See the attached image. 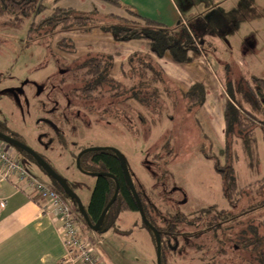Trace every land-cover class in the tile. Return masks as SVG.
I'll return each instance as SVG.
<instances>
[{"label":"rangeland","instance_id":"rangeland-1","mask_svg":"<svg viewBox=\"0 0 264 264\" xmlns=\"http://www.w3.org/2000/svg\"><path fill=\"white\" fill-rule=\"evenodd\" d=\"M184 1L188 3L182 5L186 10L191 3L200 0ZM207 1L206 7H202L204 3L198 5V8L206 10L204 14L197 15L199 21L194 23L192 18L184 17L195 30L196 37L203 41V45L196 44L197 54L202 57L199 63L194 61L196 67H209L210 64L222 86L227 80L235 84L240 77L248 81L252 75L264 77V0H217L223 1L224 5L216 9L212 5L213 0ZM62 2L66 4V0ZM92 6L96 7L98 3L92 1ZM113 7L112 13L136 21L130 12ZM99 13L103 21L112 20L104 15L111 12ZM46 15L47 12L39 14L36 20L29 17L21 23L9 15L0 16V124L43 154L69 182L74 181L82 202L89 198L95 178L79 171L74 165V154L78 149L93 146L118 149L135 184L143 189L145 198L148 197L152 203L149 208L152 220L164 227L174 214L184 218L178 228L182 236L168 241L172 248L166 247V264H249L247 258L250 253L236 241L241 240L239 235L245 237L249 232L248 224L257 227L259 235L263 233L264 206L250 209L225 225L217 213L223 209L237 215L264 199V143L260 132V128H264V105L256 110L248 104L243 105L246 114L253 118L242 113V117L251 123L249 125L245 121L246 125L253 128L257 154L254 161L257 163L254 162L250 168L241 145L233 143L237 155L233 163L237 187L243 190L237 207L231 208L223 196L222 179L213 163L214 157L223 161V137L213 141L208 126L203 125L200 107L203 103L193 105L183 97L182 89H189L192 79L187 75L177 76L181 72L170 68L162 70L166 79L157 84L161 97L155 100L156 103L151 99L147 107L129 97L131 88L142 78L143 66L134 62L131 70L125 63V77H120V82L114 80L118 88L104 86L92 93L94 99H82V92L76 87L80 85L86 69L73 72L70 69L96 54H77L72 38L74 32L55 30L51 34L48 25H34L29 33L31 22ZM182 23L180 18L173 27ZM198 24L200 31L195 29ZM210 33L214 36L212 42ZM192 64L188 66H195ZM111 73H114L112 69L109 75L113 78ZM173 79L180 80L181 84ZM51 85L55 86L52 95L48 93ZM153 87L154 84L150 83L148 88L140 89L141 94L151 93ZM48 94L52 100L47 101ZM235 95L239 97V94ZM50 108H55L51 114L48 113ZM43 117L51 120L52 127L42 123ZM5 144L20 157L33 177L42 182L50 181L48 175L25 154ZM257 179H261L260 182L254 183ZM67 202L76 206L71 198L67 197ZM202 208L209 211L200 213ZM118 218L116 225L127 233L124 238L111 230L102 233L100 247L107 255L113 253V259L107 257L105 260L101 256L103 262L145 264L147 252L143 241L140 236L128 232L132 229L129 212L120 214ZM138 225H141L140 216ZM207 226L224 240L223 245L219 244L221 248H216L217 243ZM217 249L224 252H216Z\"/></svg>","mask_w":264,"mask_h":264},{"label":"trees","instance_id":"trees-1","mask_svg":"<svg viewBox=\"0 0 264 264\" xmlns=\"http://www.w3.org/2000/svg\"><path fill=\"white\" fill-rule=\"evenodd\" d=\"M58 1L59 0H0V16L9 15L16 21L21 23L23 19H27L29 17H32L33 20L35 18L36 20L37 15L43 13L48 9H51V12L44 18H41L36 22H31L28 29L29 33L33 30L34 25H48L51 34H53L55 30L59 32L89 33L98 28L101 31L110 33L114 39L123 42L134 39H143L147 42L149 50L152 54L157 57H163L167 54L174 62L177 63L190 61L194 55H198L197 53L199 51L196 44L203 45V41L201 40V38L198 39L196 37V35L193 33V31L195 30H193V28L189 24H181L180 26L171 28L166 27L165 25H162L156 21L141 16L135 10L129 7L121 5L118 0L101 1L109 3L113 6L115 5L116 7H120L121 9L130 12L136 18V21H129L122 16H119L112 12L104 15L112 20L115 19L116 21H103L99 17L100 13L96 8H93L90 11L83 12L70 7L65 8L58 6L56 5ZM134 62H138V65H142L143 71L140 72V76L142 77H140L141 80L138 81L137 85H134L131 88L132 92L129 97L134 101H137L139 104H145L148 107L151 99L153 103H156L155 100L161 97L162 92L158 88L157 84L163 83L166 77L163 74L162 69L158 67V65L153 62L147 55L133 54L132 56H130L127 59L126 64L131 67V70L135 66ZM111 67V56L96 55L90 60L84 61L81 64H78L77 66L70 69V71L72 72L79 69H86L84 72L85 76L80 79V85L76 87L82 92V99H94L92 93L95 92L98 88H102L104 86H112L116 88L119 87V85L114 80H116L117 82L120 81L111 78L109 75ZM225 67L228 69L227 66ZM65 71L68 72V70ZM124 72L125 71H123V73ZM147 72L150 74L149 76H147ZM150 83L154 84L151 93L141 94L140 89L148 88ZM232 84L235 86L232 87ZM137 87H139L138 90L135 89ZM223 88L228 97L224 105V158L221 162L218 158L214 157L213 163L215 171L220 175L222 179L223 196L228 201L230 207L235 208L240 201V196L243 188L238 189L237 187V177L233 164L237 155L233 149V143L237 142L241 145L242 150L246 158L248 159L250 168L253 166L254 162L255 164L257 163V160L254 161L257 154L255 149L253 128L249 126L251 125L249 120L245 117H242V113L245 112L246 114L245 107L243 106L244 104L250 105L253 110L260 108L261 105H264V77H256L252 75L249 81L246 78L240 77L238 82L235 84L231 80H227V83H224ZM183 93V97L188 99L191 104H197L200 106L203 103L205 91L202 83H194L189 87V89L183 91ZM235 94H239V97L237 98ZM90 108H92V106ZM249 118L253 119L250 116ZM245 121H247L249 125H246ZM260 132L264 143V128L261 127ZM6 134L12 137H16L18 140H20L19 136L13 132H6ZM14 148L18 152L25 154L31 161L35 163V160L31 155L17 147ZM168 153H170V150L168 151ZM76 155L77 153L74 154L73 157L75 166ZM44 159L51 165V163L46 158ZM79 164L80 168L86 172H109L112 175L116 176L119 180L118 194L114 202L106 211L99 229L96 230L97 233L100 234L102 231L108 229L116 230V221L121 212H138L134 197L132 196L123 178L119 161L111 150L101 149L85 152L80 156ZM51 167L58 173V171L52 165ZM48 177L51 183L59 188L66 197L71 198L61 189V187L53 178H51L50 176ZM62 177L66 180L70 188L76 192L75 186L77 185L74 183V181L69 182L64 176ZM94 178L95 181L93 186L90 188L89 199L87 204L85 205L88 217L92 222L96 221L100 212L111 198L115 189V182L112 178L108 176H98ZM131 178L134 183L136 192L140 198L145 217L158 230L160 234L161 264H166V247L172 248L171 245L168 244V241L182 236L178 228L179 225L184 222V218L182 215L174 214L172 219L167 220L164 223V227L158 226L154 222V220H152L149 214V208L152 207V203L150 202L148 197L145 198L146 195L143 189L135 184L132 174ZM260 180L261 179H257L254 181V183L257 181L260 182ZM262 186L264 185L262 184ZM261 206H264V199L260 202V204H256V206L252 208L248 207L246 211H242L237 215H232L231 211L221 209V211L217 213V217H220L221 223L225 225L227 222H231L232 220L236 219L239 215L250 211V209L258 208ZM74 208L83 223H85L76 206ZM207 208H202L199 212L204 213L205 211H209V209ZM261 224L263 227L262 234L259 235L257 227L248 224L246 226L249 231L247 233L248 235L246 234L245 237L239 235V238L241 240L236 241L239 242L241 247L247 249L250 253L248 254L247 258V262L249 264H252L251 262H253V264H264V223ZM141 225L150 232L155 247V239L151 229H149V227H147L142 220ZM206 229L211 230V227L207 226ZM222 230L224 231V228ZM211 233L213 239L217 243L216 248H221L220 245H223L224 240L218 238L217 231L211 230ZM218 249L216 250V252H224L221 250L219 251Z\"/></svg>","mask_w":264,"mask_h":264},{"label":"crops","instance_id":"crops-1","mask_svg":"<svg viewBox=\"0 0 264 264\" xmlns=\"http://www.w3.org/2000/svg\"><path fill=\"white\" fill-rule=\"evenodd\" d=\"M92 1L97 2L98 6L93 7ZM118 1L121 5L135 10L141 16L169 28L173 27L180 18L183 22L182 24H188L184 17H190L196 23L200 20L197 15L204 14L206 11L198 8L199 4L203 5V0L202 2L200 0L196 3H191V6L186 9L188 11L182 8L183 4H188L184 0ZM61 2L62 0H59L56 5L65 8H74L83 12L90 11L93 8H96L100 12H112L114 8L101 0H66V4H63V2L61 4ZM206 2L208 1L206 0ZM205 3V6L203 5L202 7H206ZM223 3V1L213 0L212 5L216 9L223 6ZM46 12L49 14L51 9L43 13ZM199 26V24L196 25V29L200 31ZM209 37H211L210 42H212L214 36L210 33ZM72 38L77 54L111 56V69L114 71V73H111V76L114 79L120 80V77H125L123 75V71H125L124 65L130 56L133 54H143L149 56L163 71L166 68H170L175 72H181L177 76L181 75L180 77H184V75H187L190 77L192 79V85L194 83H202L205 91L203 104L200 106L203 115L202 118L204 119L203 125L208 126V131L213 141L217 142L222 137L224 141V105L228 97L216 76L215 69L210 64H208L209 67H204L200 64L201 68L199 66L196 67L194 61L199 63L202 59L200 55H194L191 58L192 60L190 62L188 61L189 63H177L167 54L163 57H157L152 54L147 42L143 39L123 42L114 39L110 33L101 31L100 29H94L89 33H73ZM191 63L195 66H188ZM179 81L175 82L178 83ZM179 84L181 83L179 82ZM182 90L186 91L184 89ZM43 183L52 184L51 181H45ZM0 198L5 200V205L0 207V264H82L79 260H70L65 257V248L60 238L61 222L51 213L47 212L49 210V200L46 195L31 186L27 180L12 175L5 180L0 178ZM88 199L82 203L86 205ZM122 213L124 212L120 214ZM129 215L132 219V229L128 232L140 236L143 241L144 250L147 252L145 264H156V250L150 232L141 227V225H138V212L131 211ZM79 226L82 237L92 245L99 257L102 256L105 260L107 257L113 259V253L107 255L102 247H100L102 245V233L107 230L99 234L96 230L90 229L86 223L80 220ZM116 227V230H108H111L116 236L124 238L127 231L121 230L118 225ZM102 257L100 259L103 262L104 259ZM108 261L106 264H111ZM104 262L103 264H105Z\"/></svg>","mask_w":264,"mask_h":264},{"label":"built area","instance_id":"built-area-1","mask_svg":"<svg viewBox=\"0 0 264 264\" xmlns=\"http://www.w3.org/2000/svg\"><path fill=\"white\" fill-rule=\"evenodd\" d=\"M5 143L0 140V178L5 180L16 175L48 197L47 212L61 222L60 238L67 259L79 260L82 264H103L92 245L82 237L79 226V220H82L75 208L67 202L65 194L53 184L36 180L23 166L20 157ZM4 205L5 200L0 198V207Z\"/></svg>","mask_w":264,"mask_h":264},{"label":"water","instance_id":"water-1","mask_svg":"<svg viewBox=\"0 0 264 264\" xmlns=\"http://www.w3.org/2000/svg\"><path fill=\"white\" fill-rule=\"evenodd\" d=\"M0 139L3 140L4 142L10 144L11 146L17 147V148L25 151L29 155H31L33 157V159L35 160V162L37 163V165L40 166L41 169L48 176L53 178L58 183V185L61 187V189L74 200L78 212L82 216V218H83L84 222L87 224V226L92 230H98L99 229V227L102 223V220L106 214V211L108 210L109 206L114 202V200L118 194V191H119V180L116 176L112 175L109 172H86V171L82 170L80 168V164H79L80 156L83 153L88 152V151L101 150V149L111 150L115 154V156L117 157V159L119 161V165H120L121 170H122L123 178L125 180L127 187L129 188L132 196L134 197V200H135L136 206H137V210H138V213H139L141 220L145 223V225L147 227H149V229H151V231L154 235L155 248H156V264H161V238H160V234H159L158 230L145 217V214H144L143 209H142L141 201H140V198L136 192L134 183H133L132 178H131V174L129 172V169H128V166L126 163V160H125L123 154L118 149H116L114 147H110V146H93V147L83 148L77 153V156L75 158L76 167L82 173L87 174V175H91L93 177L108 176V177L112 178L115 182V189H114V192H113L111 198L109 199L107 204L104 206V208L100 212L96 221L92 222L88 217V214H87L86 209H85V205L82 203V201L79 198V196L77 195V193L70 188V186L67 184L66 180L59 173H57L51 167V165L39 153H37L33 148L29 147L26 143L18 140L15 137H12L8 134H5L3 132H0Z\"/></svg>","mask_w":264,"mask_h":264},{"label":"flooded vegetation","instance_id":"flooded-vegetation-1","mask_svg":"<svg viewBox=\"0 0 264 264\" xmlns=\"http://www.w3.org/2000/svg\"><path fill=\"white\" fill-rule=\"evenodd\" d=\"M65 73H67V71H65ZM35 88V87H34ZM49 89H50V91H48V93H50L51 95H52V93H54V91H55V86L54 85H51L50 87H49ZM41 91H44V90H42V89H40ZM39 91V88L36 90H34V92L36 93V92H38ZM13 92H15V90L13 91ZM20 92H21V90H20ZM19 92V93H20ZM50 94H48L47 95V101H49V100H52V97L50 96ZM54 95V94H53ZM54 99V98H53ZM25 100H26V103L28 102V97L26 96L25 97ZM53 102H55V101H53ZM43 104H46V103H43ZM55 108H50V110L48 109V113L49 114H51L52 112H54L55 110H54ZM42 123H44V125L45 126H48V127H52V125H53V123L51 122V120L49 119V118H46V117H43L42 118ZM0 132H3V133H5L6 134V132H11V131H9L8 130V128L6 127V126H2V125H0ZM13 132V131H12ZM16 138V137H15ZM49 142H51V140H49ZM81 150V149H80ZM80 150H78V152L80 151ZM37 153H39L43 158H45L44 157V155L43 154H41L39 151H37V150H35ZM77 152V153H78ZM77 156V155H76ZM36 163V162H35ZM37 164V163H36ZM40 167V166H39ZM41 168V167H40Z\"/></svg>","mask_w":264,"mask_h":264}]
</instances>
